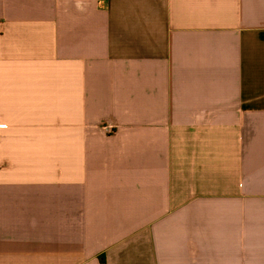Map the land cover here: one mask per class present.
I'll list each match as a JSON object with an SVG mask.
<instances>
[{
    "label": "crops",
    "instance_id": "1",
    "mask_svg": "<svg viewBox=\"0 0 264 264\" xmlns=\"http://www.w3.org/2000/svg\"><path fill=\"white\" fill-rule=\"evenodd\" d=\"M0 264H264V0H0Z\"/></svg>",
    "mask_w": 264,
    "mask_h": 264
}]
</instances>
